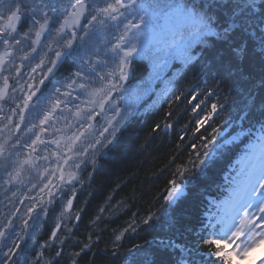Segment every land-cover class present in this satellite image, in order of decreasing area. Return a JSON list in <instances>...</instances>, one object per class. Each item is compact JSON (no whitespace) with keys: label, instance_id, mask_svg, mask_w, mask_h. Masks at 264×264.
Returning a JSON list of instances; mask_svg holds the SVG:
<instances>
[{"label":"snow or ice","instance_id":"obj_1","mask_svg":"<svg viewBox=\"0 0 264 264\" xmlns=\"http://www.w3.org/2000/svg\"><path fill=\"white\" fill-rule=\"evenodd\" d=\"M134 61L142 69L132 83ZM196 64L220 79L177 87ZM232 92L237 115L216 123L234 103ZM181 104L190 115L177 129ZM161 112L149 136L177 137L174 171L155 198L163 204L141 216L132 198L113 203L110 194L91 230L77 236L87 201H76L100 160L132 119ZM232 150L227 195L207 199V222L199 221L198 233L186 230L193 240L181 233L158 242L171 264H238L264 244V0H0V189L11 192L0 209V264H80L90 253L86 264H96L107 231L97 226L122 215L128 219L104 249L112 257L129 234L173 230L169 209ZM32 172L36 183L25 180ZM148 247L132 244L126 264H156Z\"/></svg>","mask_w":264,"mask_h":264},{"label":"trees","instance_id":"obj_2","mask_svg":"<svg viewBox=\"0 0 264 264\" xmlns=\"http://www.w3.org/2000/svg\"><path fill=\"white\" fill-rule=\"evenodd\" d=\"M141 69L142 65L134 61L133 70L136 73V77L131 80L132 83L139 78ZM218 79L220 77L214 72L209 71L205 74L201 71V66L196 64L185 70L183 79L180 80L177 87H186L189 83L195 82H199L201 87H203L205 83L211 85L214 80ZM223 94H228L227 87L223 89ZM231 97L234 103L230 105L227 111L222 113L216 123H219L221 118L230 119L235 118L237 115V111L234 109L238 110L240 97L237 96L236 92H232ZM212 99H215V97ZM211 102L212 100L210 99L209 103ZM180 108L182 111L179 113L177 129L187 121L188 115H190V113H184L183 104L180 105ZM161 118L162 112L159 115L142 114L132 119L127 127L122 130L119 141L100 160L98 169L90 181V186L80 192L76 201L77 207L82 206L87 201V211L80 222V227L76 232L77 236L91 230L88 227L90 219L110 194L114 195L113 203L125 198H132L129 200V203L133 205L131 210L134 212L138 211L141 216L145 215L149 209L155 212L163 204L162 200L155 198L157 193L163 192L166 181L170 178V173L174 171V165L170 164V159L176 154L174 146L177 142V137L172 132L149 136L150 126L154 121ZM173 119L175 120L177 117ZM103 122L102 117L98 118V126L102 125ZM210 132L211 129L209 128L208 133ZM208 133L203 134L207 135ZM189 151H185L176 163L186 161ZM235 156L236 152L232 150L229 158L222 159L211 165L204 175L198 176L195 183L189 185L186 195L169 209L171 217L175 220V228L173 230H169L167 225H163L139 231L136 234H129L121 241L122 247L119 256L112 257L104 253V249L106 246L111 249L112 240L114 239L112 230H118L123 227L128 216L122 215L106 219L103 224L98 225V228H103L106 225L107 231L102 234L103 239L98 246L102 254L95 257L96 264H126V250L131 248L132 244H144L145 241L149 242V247L145 251L154 254L156 264H171L169 255L157 247L158 242L169 237L175 238L180 236L181 233L183 234L181 238L187 239L189 242L193 240L192 232L186 230L192 229L193 232L198 233L200 229L199 221L207 222V217L205 216L208 211L207 199L220 200L227 195L224 190V173L229 163L235 159ZM165 166H167V171H164ZM45 167H48L47 162H41V171ZM83 175L87 177V171ZM38 179L39 177L35 172L25 175L26 182L36 183ZM117 184L121 185L118 190H116ZM27 187H30V184L26 187H13L11 191L19 194L27 191ZM5 194L11 196V192L4 193L0 189V209L7 203L4 199ZM30 194L35 195L34 192ZM58 212L59 208L57 207L54 213H50L46 231L53 226L55 215ZM71 250V248L68 249V251ZM201 251L205 252L206 249L201 248ZM92 255L90 253L80 264H86V262L90 261ZM137 255H140V253ZM217 264H221V262H217Z\"/></svg>","mask_w":264,"mask_h":264},{"label":"rangeland","instance_id":"obj_3","mask_svg":"<svg viewBox=\"0 0 264 264\" xmlns=\"http://www.w3.org/2000/svg\"><path fill=\"white\" fill-rule=\"evenodd\" d=\"M104 120V117H102ZM261 257H264V244L259 245L248 258L243 261H239V264H259V260Z\"/></svg>","mask_w":264,"mask_h":264}]
</instances>
